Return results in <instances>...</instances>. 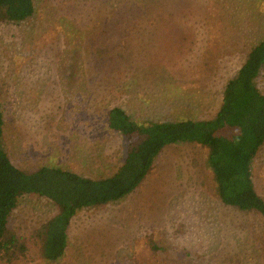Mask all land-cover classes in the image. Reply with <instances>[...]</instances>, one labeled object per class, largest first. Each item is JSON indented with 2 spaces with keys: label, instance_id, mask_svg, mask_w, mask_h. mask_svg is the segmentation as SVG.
I'll return each instance as SVG.
<instances>
[{
  "label": "rangeland",
  "instance_id": "374dc122",
  "mask_svg": "<svg viewBox=\"0 0 264 264\" xmlns=\"http://www.w3.org/2000/svg\"><path fill=\"white\" fill-rule=\"evenodd\" d=\"M249 1L33 0L29 19L0 23L1 143L9 164L27 176L59 168L96 180L124 158L125 141L105 125L108 109L119 106L138 122L211 119L225 83L264 39V1ZM149 3L155 16L145 9L131 11L130 23L111 21L122 5ZM158 3L171 10L159 14ZM160 24L162 37L148 34ZM108 36L115 39L97 50ZM120 50L127 63L112 56ZM255 84L264 95V68ZM206 156L195 143L165 147L133 192L76 213L53 262L41 257L33 235L58 212L21 195L7 232L26 251L0 264H264L261 217L218 202ZM251 180L264 201V144Z\"/></svg>",
  "mask_w": 264,
  "mask_h": 264
},
{
  "label": "trees",
  "instance_id": "16d2710c",
  "mask_svg": "<svg viewBox=\"0 0 264 264\" xmlns=\"http://www.w3.org/2000/svg\"><path fill=\"white\" fill-rule=\"evenodd\" d=\"M156 7L161 15L164 10L165 14L171 10L161 3ZM224 9L220 11L227 15L229 9ZM143 10H151L155 16L152 3L134 5L133 8L122 5L117 13H111L115 14L111 21L120 25L130 23V12L135 14ZM33 13V0H0V23H20ZM142 15L133 16L140 21L137 23L141 28L142 22H145ZM160 26L150 27L148 34L162 37ZM121 31L120 28L119 36L123 35ZM177 32L174 34L178 35ZM108 39L113 41L115 38L108 36L97 50L102 47L106 50ZM122 45L127 46V43ZM120 51L112 56L120 63H127V54ZM263 68L264 39L249 48L238 70L225 83L220 106L211 119L138 122L119 106L108 109L105 125L125 141L124 158L113 175L96 180L59 168L40 169L42 171L29 176L14 169L2 148L4 123L0 105V261H10L15 254L26 251L23 240L7 232L8 219L21 195L32 194L45 199L58 212L55 217L43 222L33 235L38 241L41 257L53 262L65 250L66 233L78 211L124 198L142 183L153 161L165 147L180 143H195L207 149L205 163L212 173L215 197L223 207L259 215L264 225V201L255 193L251 180L253 159L264 144V95L255 84ZM162 80L166 84L169 82L166 86L171 85L169 79ZM162 88L161 85L157 87Z\"/></svg>",
  "mask_w": 264,
  "mask_h": 264
}]
</instances>
